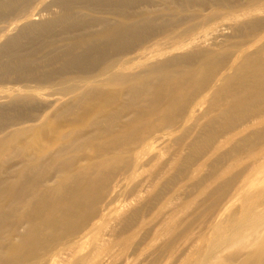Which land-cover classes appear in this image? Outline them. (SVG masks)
Segmentation results:
<instances>
[{"label": "bare ground", "instance_id": "bare-ground-1", "mask_svg": "<svg viewBox=\"0 0 264 264\" xmlns=\"http://www.w3.org/2000/svg\"><path fill=\"white\" fill-rule=\"evenodd\" d=\"M4 22L0 264H264V0H0Z\"/></svg>", "mask_w": 264, "mask_h": 264}, {"label": "rangeland", "instance_id": "rangeland-1", "mask_svg": "<svg viewBox=\"0 0 264 264\" xmlns=\"http://www.w3.org/2000/svg\"><path fill=\"white\" fill-rule=\"evenodd\" d=\"M35 5V4H34ZM38 8H40L39 6H38ZM6 22H9V21H6ZM6 22H4V23H0V28H3V27H6L7 25H8V23H6ZM0 34H2V32L0 33ZM46 101L47 100H52V99H45ZM1 102H3V101H5V100H0ZM132 204H134L133 202H132ZM116 207H117V210H116V212H117V215H121L124 211H125V207H122L121 205H120V203H116ZM115 215V214H114ZM113 221H110V226L111 225H113Z\"/></svg>", "mask_w": 264, "mask_h": 264}]
</instances>
